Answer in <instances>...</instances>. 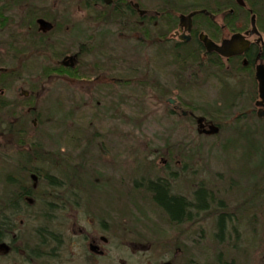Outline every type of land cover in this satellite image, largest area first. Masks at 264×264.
<instances>
[{
    "label": "rangeland",
    "instance_id": "obj_1",
    "mask_svg": "<svg viewBox=\"0 0 264 264\" xmlns=\"http://www.w3.org/2000/svg\"><path fill=\"white\" fill-rule=\"evenodd\" d=\"M68 1L65 0L62 9L69 5ZM71 1H75L77 48L82 45L87 51L81 57L79 74L74 75L78 81L69 82L68 75L62 73L65 79L53 77L39 83L35 77L31 82L30 76L42 73L33 69L14 70L7 82L10 89L7 94L12 101L24 104L19 90H35L36 94L41 86L46 88L39 100L35 95L31 98V105L44 112L38 125L47 155L38 185L43 199L35 202L33 215L21 214L16 219L10 235V238L17 235L16 242H6L0 248V264H22L23 256L33 264L56 263L44 261L50 255L26 256L36 243L40 222L36 209L51 202L90 209L93 227L107 221L110 238L152 240L125 242L124 246L122 242H108L104 259L107 264H122V257L130 264L157 260L162 263L169 260L171 264H264V121L250 116L255 104L250 100L253 86L249 78L245 75L236 78L233 68L223 64L203 72L198 80L189 76L192 68L177 66L168 54L159 55L154 62L150 52L143 49L138 54L137 37L141 34L136 33L134 21L132 31L124 30L113 18H108L106 24H94L88 22V16L98 15V11L91 14L84 10L83 0ZM130 1L140 2L151 13L166 10L164 2L169 1L174 16L200 8L193 0ZM121 32L126 38H120ZM104 55L108 57L105 68L109 73L97 79L104 70L101 69ZM120 74L122 80L130 83L122 84V90L110 83L112 77ZM169 98L178 100L181 110L175 111ZM183 110L206 116L220 125L219 132L204 135L197 131L196 120L182 116ZM21 125L31 128V118L26 121L18 113L12 117L0 114L2 210L21 178L18 168L10 162V157L16 154ZM25 134L23 141L36 140L31 132ZM57 153L62 154L60 158L65 163L58 164V156L54 155ZM163 160H168V164ZM71 172L76 175L74 180L70 178ZM49 173L63 176L58 177L62 180L61 187L52 188L48 184L44 174ZM159 175L175 176L181 190L186 186L182 183L186 178L191 201L199 188L207 190L208 211L197 212L184 226L171 227L167 215L155 205L135 195L122 194V183L119 188L112 187V182L122 181V177ZM106 186L111 187L108 194L103 192ZM74 200L77 204H73ZM221 212L233 218L223 241L215 237ZM48 216L47 223H52L54 213ZM143 244L147 248L139 247ZM69 252L70 244L64 247L62 255L69 256ZM84 257L82 261L91 263L87 254Z\"/></svg>",
    "mask_w": 264,
    "mask_h": 264
},
{
    "label": "flooded vegetation",
    "instance_id": "obj_2",
    "mask_svg": "<svg viewBox=\"0 0 264 264\" xmlns=\"http://www.w3.org/2000/svg\"><path fill=\"white\" fill-rule=\"evenodd\" d=\"M193 1L198 2L200 8L191 9L187 13L177 16L171 13L172 5H169V1L164 2L166 10H156L152 13L148 9H144L138 1L83 0L82 4L84 10L91 14L94 10L98 11V15L88 16V22L94 24L95 22L106 24L108 18H113L117 19L124 30L126 28L132 31V22L134 21L136 33L141 34L137 37L138 54H141L144 49L154 57V62L159 55L168 54L172 56L177 66L183 67V69L192 68L189 76L191 75V78L196 76L198 80L203 77V72H210L212 69L222 67L223 64H227L229 69L233 68L236 78H240L241 75L247 76L253 86L252 91H250V100H253L255 104V109L251 111L250 116L264 121V96L261 97L258 78L260 72L264 81V0ZM68 2L69 5L62 9L65 0H0V114L3 113L5 117H12L18 113L26 121L31 118L32 124L31 128L30 126L27 127L28 129H25L23 125L19 127L16 154L10 157V162L18 168L21 178L16 189L8 196L5 208L0 209V212L3 213L0 215V220H3L2 223L4 222L3 224L0 223V227L3 228L0 242H16L17 235L10 238L14 232L16 219L21 214L33 215L35 202L42 201L43 194L38 185L44 171V157L47 155L45 154V145L42 142L41 129L38 125V120L41 119L44 112L42 113L38 106L31 105V98L35 95L39 100L43 96L42 94L47 91L46 88L41 86L36 94L35 90H19L20 96L25 99L24 104L23 102L12 101L10 98L12 96L7 94L10 93L7 82L12 78V71H30L33 69L40 70L42 73L38 76H30L31 82L34 81L35 77L39 83L53 77L60 79L64 77L62 73L68 75L69 82L78 81L74 75L79 74L77 70L82 64L81 57L87 51L82 45L77 48V30H75L74 20L75 1L69 0ZM196 11L198 13L192 16L191 26L188 25L189 23L181 26L182 16L187 17ZM141 12L144 14L142 15ZM202 35L219 47H222L223 43L230 42L227 52H234L235 54L225 57L216 50H208L206 42L201 38ZM236 35H241V37L233 41V37ZM120 38H126V34L121 32ZM90 41L92 43V40ZM92 46L93 44L90 47ZM93 47L90 48L91 52ZM183 48H185L184 52H182ZM106 61H108V57L104 58V67L101 68L104 70L96 76L97 79L107 76L109 73L105 68L107 66ZM121 69L122 51L119 53L118 71L120 73L122 72ZM193 71H196L195 75L192 74ZM199 72L200 74H198ZM106 80L107 78H105ZM110 83L116 84L121 90L122 84H130L122 80V74L120 77H112ZM168 102L175 107V111L181 110V106L175 98H169ZM260 102H263V105H259ZM48 112L51 113V111ZM182 116L194 118L199 132H203V129L201 130L198 125L199 118L204 119L205 130H210L211 126L220 127L212 120H208L206 116H197L190 110H183ZM27 132H31L32 138L35 136L36 140L32 142L23 141L25 139L23 135L25 133L27 135ZM54 155L58 156V164L65 163L60 158L61 153ZM162 162L168 164V160ZM48 176L56 178L58 181H60L59 178L63 177L61 175L59 177L57 174L53 175V173H49ZM70 178H76V175L71 172ZM12 182L16 184V182ZM178 182V179L172 175L140 176L131 179L122 177V181H113L112 187L119 188V184L122 183V194L135 195L143 202L146 200L152 203L167 215L169 225L176 227L184 226L191 221L189 182L186 178L182 181L183 184H186L182 190ZM108 188L111 187L106 186L103 192L108 194ZM161 195L169 200V210L162 204ZM171 201H181L182 204L183 214L177 220L173 219L169 212L174 210ZM72 202L77 204L76 200ZM67 211L69 215L62 216ZM36 213L37 220L40 222L36 228V239L34 240L36 243L33 249L29 248L30 250L26 253L29 258L31 256H34L31 258H39L50 255L44 259L45 262L56 260L55 264H92V262L93 264H107L104 259L107 254L105 246L108 242H122V246L125 245V242H152L149 239L127 240L122 238L119 240L110 238L107 234L110 229L107 221L100 222V225L94 228V216L87 208L72 205L60 206L58 204L54 206L41 205L36 209ZM53 213L55 223L54 221L47 223L46 218ZM57 219L60 223L56 222ZM140 226L143 227V225ZM183 237V241L188 239L185 230ZM69 244V256L62 255V250ZM139 247L147 248L144 244L139 245ZM47 249L48 251H45ZM84 254H87V260H91V263L82 261V258H85ZM22 264H33V262H27L23 256ZM122 264L130 263L122 257ZM145 264H171V261L167 260L162 263L157 260L155 263L147 262Z\"/></svg>",
    "mask_w": 264,
    "mask_h": 264
},
{
    "label": "trees",
    "instance_id": "obj_3",
    "mask_svg": "<svg viewBox=\"0 0 264 264\" xmlns=\"http://www.w3.org/2000/svg\"><path fill=\"white\" fill-rule=\"evenodd\" d=\"M255 147H258L255 150H257L259 152V146L256 145ZM258 157H261V156L258 155ZM44 175H45V178H46L48 184L52 188L61 187L62 186V184L56 178H51V177L48 176V174H44ZM161 196H162L161 197L162 199L160 198V200H161L162 204L168 209L170 207V205L168 203L169 200L164 198V195H161ZM209 197H210V193L207 190H205L204 188H199L195 192L194 200H192L191 204H190L191 205V214H190V219L191 220L193 219L194 215L196 214V211L197 212H206V211H208V209H209L208 198ZM171 202L173 203L174 210L173 211H169V212L171 213L172 218L177 220L183 214L182 204H181V201H176V202L175 201H171ZM48 206H54L53 202L49 203ZM2 221L0 220V223H2ZM232 221H233L232 216L230 214H227L226 212H222L218 216V219H217V232H216L217 234L215 235V237L217 238L216 240H219V241H223L224 240V238H223L224 232L227 230L228 225L232 224ZM2 233H3V228L0 227V235ZM237 248H235V249H237Z\"/></svg>",
    "mask_w": 264,
    "mask_h": 264
},
{
    "label": "water",
    "instance_id": "obj_4",
    "mask_svg": "<svg viewBox=\"0 0 264 264\" xmlns=\"http://www.w3.org/2000/svg\"><path fill=\"white\" fill-rule=\"evenodd\" d=\"M196 13H198V11L191 13L187 17L182 16V18H181V26L184 25V24H186V23H189L188 25L191 26L192 16L194 14H196ZM141 14L143 15L144 12H141ZM187 29H189L188 26H187ZM239 37H241V35L234 36L233 37V41L236 40V39H238ZM201 38H202L203 41L206 42V44L208 46V50H210V51L211 50H216V51H218L220 54H222L225 57H230V56H232V55L235 54L234 52H231V53L227 52V49L229 48L230 42L223 43L224 45L222 47H219V46L214 45L213 43H211V41H209L206 36H203L202 35ZM258 78L260 80L261 97H263L264 96V81H263L262 76H260V72H259ZM258 104L259 105H263V102H260ZM260 115H262V114H260ZM203 121H204L203 118H199L198 119V125H199V127H200L201 130L203 129V132L201 131L202 133H206V134H216L217 132H219L220 127H218V126H211L210 127V130H205L204 129ZM0 247H3V246L0 245Z\"/></svg>",
    "mask_w": 264,
    "mask_h": 264
},
{
    "label": "bare ground",
    "instance_id": "obj_5",
    "mask_svg": "<svg viewBox=\"0 0 264 264\" xmlns=\"http://www.w3.org/2000/svg\"><path fill=\"white\" fill-rule=\"evenodd\" d=\"M4 243H6V242H0V245L4 246V245H5ZM0 248H1V247H0Z\"/></svg>",
    "mask_w": 264,
    "mask_h": 264
}]
</instances>
